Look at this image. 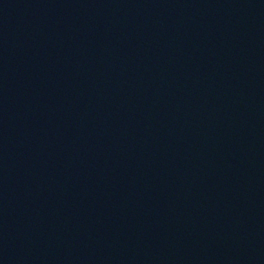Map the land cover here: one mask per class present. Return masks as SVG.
<instances>
[{
  "label": "water",
  "instance_id": "water-1",
  "mask_svg": "<svg viewBox=\"0 0 264 264\" xmlns=\"http://www.w3.org/2000/svg\"><path fill=\"white\" fill-rule=\"evenodd\" d=\"M0 264H264V22L3 231Z\"/></svg>",
  "mask_w": 264,
  "mask_h": 264
}]
</instances>
